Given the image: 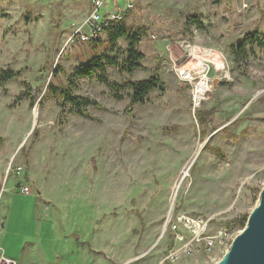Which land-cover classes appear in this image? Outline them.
<instances>
[{
  "label": "rangeland",
  "instance_id": "1",
  "mask_svg": "<svg viewBox=\"0 0 264 264\" xmlns=\"http://www.w3.org/2000/svg\"><path fill=\"white\" fill-rule=\"evenodd\" d=\"M128 2L106 0L99 15L123 12ZM132 6L125 25L146 30L137 47L141 69L127 75L106 66L108 78L141 81L156 72L162 91L129 107L124 92L116 101L95 77H74L71 94L97 105L86 107L88 120L69 105L62 112L46 91L65 86L95 54L114 58L73 39L91 0L0 2V69L20 73L0 88V249L18 264H217L259 203L264 51L245 45L237 64L231 49L251 33L264 35V0ZM117 46L126 48L122 40ZM55 67L66 76L56 77ZM178 68L192 69V79L178 80ZM202 77L208 91L194 107L192 88ZM23 93L29 96L18 100ZM22 186L29 196L20 194ZM180 216H201L210 235L225 234L209 251L167 262L179 245L166 224Z\"/></svg>",
  "mask_w": 264,
  "mask_h": 264
},
{
  "label": "trees",
  "instance_id": "2",
  "mask_svg": "<svg viewBox=\"0 0 264 264\" xmlns=\"http://www.w3.org/2000/svg\"><path fill=\"white\" fill-rule=\"evenodd\" d=\"M2 0H0L1 2ZM130 11L126 12L129 13ZM124 14L122 16V20H114V22H109L107 26L102 30V33L106 34L105 40L101 42L99 37H93L88 41V43L92 45L91 50H96L97 47H104L109 50V54H113L114 58L106 57V55H94L87 62L80 63L73 71L72 75H67L65 86L60 84L59 86L49 85L47 88V96L49 99L56 100L58 107L62 112L65 111L66 106H70L73 110H75L76 114L81 118L92 120V118L87 114L86 107L92 106L96 107L97 105L95 101H90L87 98L73 96L71 94L72 79L74 77L77 78H86L90 79L95 77L96 80L103 85L107 86L111 91L113 99L116 101H122L124 96L129 100V107L134 105H143L146 102L147 97L154 91H162L161 81L154 72L149 78L141 81H132L126 80L123 83H116L111 81L108 78L106 72V66L112 68H118L120 71L127 75L133 74L136 70L141 69L140 62L144 59V55L137 50L138 45L140 44V39L146 35V30L143 28H132L125 25L124 18L126 16ZM1 20V17H0ZM191 22L197 26V28H202V25L197 22L195 18H192ZM190 22V23H191ZM124 41L126 44V48L123 50L117 46L118 41ZM82 44V43H81ZM245 45L252 49H260L264 51V35H259L257 32L251 33V35L247 36L245 40L242 41L239 48L233 46L232 56L234 62L237 64L242 63L246 58V50ZM120 59V60H119ZM55 76L58 74H64V71L60 67H55L54 71ZM66 76V75H65ZM20 77L19 72H15L10 68L0 69V88L5 87V84L16 81ZM24 86H27L23 84ZM125 93V95L123 94ZM23 96H29L27 93H23L18 100H22ZM47 97V99H48ZM34 100L31 101L32 105ZM199 125L203 126L206 124V116L197 114ZM34 137H37L36 131L33 134ZM205 151L209 150L208 147L204 148ZM247 219H243L239 222L240 227L245 228ZM226 226L228 228L231 227L230 223H227Z\"/></svg>",
  "mask_w": 264,
  "mask_h": 264
},
{
  "label": "built area",
  "instance_id": "3",
  "mask_svg": "<svg viewBox=\"0 0 264 264\" xmlns=\"http://www.w3.org/2000/svg\"><path fill=\"white\" fill-rule=\"evenodd\" d=\"M106 0H92L91 1V11L85 22L73 33V39L76 41L87 42L93 37H97L102 33V30L107 26L109 22H114V20L121 21L122 16L126 12L130 11L132 6V1L129 0L126 5V10L123 12H118L113 15H99L101 9H103L104 3ZM81 28H85L88 33L81 32ZM205 54L204 52L201 55ZM192 71V69H191ZM191 71L186 68H178L175 70L176 78L182 82H188L191 80ZM201 81L205 82L207 85L208 80L205 77H202L200 82H198L192 88V103L194 107L200 105L202 98L198 95V84ZM16 176L20 175L21 169L16 168L12 171ZM20 194L24 196L30 195V189L27 186H22L20 188ZM209 220L198 216L195 218L189 216H180L176 219V222H167L166 227L169 228L170 232L174 235V240L178 243V247L174 248L169 252L168 257H166L167 262H174L180 256L185 254H197L199 249L204 251H209L212 249L216 241L225 234V231H219L218 233L211 235L209 234ZM183 228L185 233L187 232L189 237H185L181 232ZM220 242V241H219ZM221 243V242H220ZM0 264H18L16 260H11L7 258L3 251L0 249Z\"/></svg>",
  "mask_w": 264,
  "mask_h": 264
},
{
  "label": "water",
  "instance_id": "4",
  "mask_svg": "<svg viewBox=\"0 0 264 264\" xmlns=\"http://www.w3.org/2000/svg\"><path fill=\"white\" fill-rule=\"evenodd\" d=\"M240 43L241 40L237 41L236 48H239ZM216 83L217 80L213 86ZM245 225L217 264H264V189Z\"/></svg>",
  "mask_w": 264,
  "mask_h": 264
},
{
  "label": "bare ground",
  "instance_id": "5",
  "mask_svg": "<svg viewBox=\"0 0 264 264\" xmlns=\"http://www.w3.org/2000/svg\"><path fill=\"white\" fill-rule=\"evenodd\" d=\"M197 90H198V95L200 96L201 94H204L208 91V88H207V85L205 84V82L201 81V83L198 84V87H197ZM203 97V96H202Z\"/></svg>",
  "mask_w": 264,
  "mask_h": 264
},
{
  "label": "crops",
  "instance_id": "6",
  "mask_svg": "<svg viewBox=\"0 0 264 264\" xmlns=\"http://www.w3.org/2000/svg\"><path fill=\"white\" fill-rule=\"evenodd\" d=\"M91 1H92V0H91ZM127 4H128V3H127ZM127 4H126V5H127ZM125 10H126V9H125ZM119 11H120V10L118 9V12H119ZM118 12H116V13H118ZM113 14H115V12H113V13H111V14H105V13H104L103 15L105 16V15H113ZM17 192H18V191H17ZM36 196H37V195H36ZM37 204H38V203H37ZM7 258L11 259V257H7ZM13 259H14V258H13ZM13 259H11V260H13ZM14 260H15V259H14Z\"/></svg>",
  "mask_w": 264,
  "mask_h": 264
}]
</instances>
